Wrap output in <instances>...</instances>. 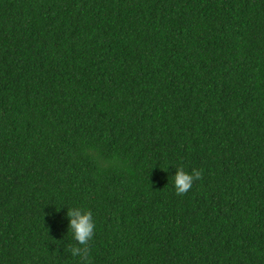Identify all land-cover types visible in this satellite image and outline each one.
Masks as SVG:
<instances>
[{
  "label": "trees",
  "instance_id": "16d2710c",
  "mask_svg": "<svg viewBox=\"0 0 264 264\" xmlns=\"http://www.w3.org/2000/svg\"><path fill=\"white\" fill-rule=\"evenodd\" d=\"M69 208L87 264H264V0H0V264H85Z\"/></svg>",
  "mask_w": 264,
  "mask_h": 264
},
{
  "label": "clouds",
  "instance_id": "9594fccd",
  "mask_svg": "<svg viewBox=\"0 0 264 264\" xmlns=\"http://www.w3.org/2000/svg\"><path fill=\"white\" fill-rule=\"evenodd\" d=\"M201 178L202 172L199 169L193 168L191 172H187L183 166L176 167L173 176L176 194H186L191 189L193 182ZM67 215L70 218L69 231H71L73 239L77 242L76 245L70 246L68 250L72 256H79L87 264L89 241L94 235L95 227L92 213L80 208H69Z\"/></svg>",
  "mask_w": 264,
  "mask_h": 264
}]
</instances>
